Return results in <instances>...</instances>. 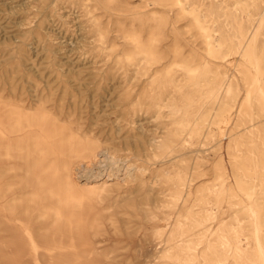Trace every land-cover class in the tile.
<instances>
[{
	"label": "rangeland",
	"instance_id": "rangeland-1",
	"mask_svg": "<svg viewBox=\"0 0 264 264\" xmlns=\"http://www.w3.org/2000/svg\"><path fill=\"white\" fill-rule=\"evenodd\" d=\"M0 264H264V0H0Z\"/></svg>",
	"mask_w": 264,
	"mask_h": 264
},
{
	"label": "bare ground",
	"instance_id": "bare-ground-1",
	"mask_svg": "<svg viewBox=\"0 0 264 264\" xmlns=\"http://www.w3.org/2000/svg\"><path fill=\"white\" fill-rule=\"evenodd\" d=\"M20 123V131L22 132L24 129L27 130L28 124H23L19 121ZM27 123V122H26ZM25 127V128H24ZM99 150V149H98ZM97 150V151H98ZM97 151L95 152V154L97 153ZM86 156H89L90 153H86V151H84ZM96 157V156H95ZM94 157V158H95ZM106 158V157H105ZM84 169V170H81ZM91 170L88 166L82 164L78 167L77 172H76V180H81L80 182L83 183V185L89 184V179H91ZM88 182V183H87ZM218 189V188H217Z\"/></svg>",
	"mask_w": 264,
	"mask_h": 264
}]
</instances>
